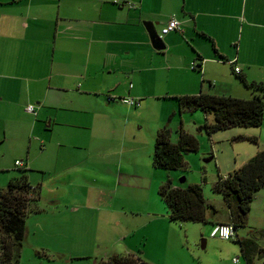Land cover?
<instances>
[{"label": "crops", "instance_id": "0c3cea01", "mask_svg": "<svg viewBox=\"0 0 264 264\" xmlns=\"http://www.w3.org/2000/svg\"><path fill=\"white\" fill-rule=\"evenodd\" d=\"M171 18L180 23V31L162 36L165 48L157 50L144 23H153L160 37ZM241 76L264 82V0H0V156L3 160L16 154L28 141L26 155L18 158L23 156L29 172L41 174L35 201H47L48 209L58 213L67 209L76 214L77 187L94 189L99 184L105 198L111 184H117L112 191L124 189L125 195L129 182L142 179L138 166L154 171L159 192L163 180L152 159L159 131L168 128L176 144L181 132L201 136L200 127L212 121L200 110L181 112L176 97L248 99L255 92L245 91ZM124 97L138 98L141 105L133 109L114 101ZM29 106L34 113L27 111ZM155 111L158 116L140 136L134 128L142 130ZM117 122H123V131L112 134ZM140 140L144 156L137 155ZM249 159L241 164L235 160L227 173L220 169L219 177ZM47 173L54 180L51 185ZM47 187L54 193L49 200L42 198ZM65 189L66 199L60 195ZM124 195L120 201L127 203ZM108 208L118 215V226L134 213L132 207ZM148 210L138 229L150 233L152 228L157 234L164 222H171L166 207ZM94 242L95 249L80 248L79 259H109L101 250L105 240L96 236ZM131 248L129 241L124 255L133 256ZM164 248L167 252L161 254L168 256L171 251ZM98 251L103 252L101 260H96ZM143 257L148 264L158 261Z\"/></svg>", "mask_w": 264, "mask_h": 264}, {"label": "rangeland", "instance_id": "374dc122", "mask_svg": "<svg viewBox=\"0 0 264 264\" xmlns=\"http://www.w3.org/2000/svg\"><path fill=\"white\" fill-rule=\"evenodd\" d=\"M252 89L246 87L245 91L251 93ZM253 98L254 96H249L248 99ZM155 113L156 111L150 114L143 124L142 130L139 127L134 128L137 133H140V136L147 134L148 128L153 124L152 119L158 116ZM196 114L199 113L194 115ZM188 115L192 116L193 114ZM86 122L81 121L82 124ZM123 128V122L114 123L111 129L112 134L122 133ZM198 133L201 134V136L196 135L200 142V149L185 157V165L182 168L172 171L157 169L156 171H159L163 185L185 187V185L197 184L201 186L207 203L210 202L209 204L213 206L207 210V223L171 221L168 224L164 222L157 234L153 232L152 228L148 233L144 229L135 227L148 219L146 213L150 206L166 207L159 197L156 184L153 185L154 171L149 168L147 170L144 166H138L136 172L142 179L135 178L136 183L129 182L125 195L124 189H119L116 193L112 191V187L114 186L116 189L117 184H111V190H107L105 198L99 191V184H94V189L75 188L77 202L73 205L78 207L75 215L68 214L67 209H64L62 213L48 209L51 205L45 200L37 198L36 201H31L25 217L27 236L20 264H93L90 258L79 259L78 255L81 247L95 249L98 246V243L94 242L96 236L107 243L101 247V250L106 253V258H110L113 256L112 254L124 255L125 245L130 241L132 248L129 254L142 261H144L143 256H155L158 260L156 264H234L236 258L239 259L238 264H247L238 239H250L253 246H256L255 264H264V237L261 236L264 234V187L255 194L251 210L246 215L244 225L238 228L235 239L225 241L210 237L212 222H232L223 194L213 192L214 185L219 179L218 173L221 169V172L225 174L228 172V165H233L235 160L241 164L247 158L251 159L257 150H264V121L260 128L232 127L214 132L212 138H209L205 131ZM251 136L256 137V142L248 138ZM39 140L40 147H42V141ZM66 141L70 146L73 145L70 144V140ZM105 144L109 145V142L106 141ZM26 147L28 148V141H26ZM26 147L16 154L7 155L3 160V155L0 156V188L2 190L6 191L9 181L20 177L23 174L22 169L28 168L25 166L19 169L14 166L16 157L21 161L20 158L22 159L26 155ZM144 147V142L140 140L137 148L141 152L137 153L138 156L143 155ZM69 151L76 152L72 148ZM18 154L23 156L18 158L21 156ZM213 156L214 159L211 162H204L205 159ZM23 160L26 161L24 158ZM28 172L27 170L26 174ZM28 174L31 175L30 182L36 186L41 174L39 172H29ZM152 174H154L153 178ZM32 176H34L33 179ZM45 176L46 179L52 178L48 173ZM181 178L186 179L183 185L180 183ZM48 181L51 185L54 180ZM38 194L39 190L35 192V198ZM52 194H54L52 188L47 187L43 191L42 198L45 196L49 200ZM66 194L65 189L61 191L60 195L66 199ZM123 195L129 198L127 203H124L123 200L120 201V197ZM62 206L67 207L64 202ZM108 207L111 209L126 208V210H130L132 207L131 210L135 214L129 212L127 216L123 217V225L118 226L115 222V217L118 215L108 213L106 211L109 209ZM106 222H108V226L105 225ZM144 233L147 236H144ZM164 247H168L171 251L168 256L164 255L167 252ZM116 249L118 251L114 252ZM142 249L145 255L141 251ZM102 251H98L99 258L96 260H101ZM162 252L164 253L161 254Z\"/></svg>", "mask_w": 264, "mask_h": 264}, {"label": "trees", "instance_id": "16d2710c", "mask_svg": "<svg viewBox=\"0 0 264 264\" xmlns=\"http://www.w3.org/2000/svg\"><path fill=\"white\" fill-rule=\"evenodd\" d=\"M239 79L248 88H253L255 92L253 99L212 94L181 96L176 97L178 107L181 112L200 110L206 116L212 117V121L206 120L200 127V130L205 131L209 137L214 132L232 127L260 128L264 121V82H248L243 76ZM251 140L256 142L257 139ZM199 149L200 142L197 137L181 132L178 143L174 144L171 142L170 130L163 128L159 131L154 144L153 165L166 171L180 169L185 165V157L190 153L198 152ZM23 164L22 167L16 164L15 166L20 169L26 166L24 162ZM26 171V168L22 169L23 174L20 177L10 180L6 191L0 188V264H20L27 236L25 217L28 206L31 201H35L34 194L39 188L29 182ZM263 187L264 150L257 152L246 164L226 177L220 176L215 183L213 192H219L224 196L229 208L230 220H232L228 223L233 225L235 237H237L238 228L245 223L255 194ZM159 197L165 204L169 212V220L172 222L207 223V210L213 208L207 203L201 186L197 184L185 185V187L164 184L159 189ZM261 236L264 237V234ZM238 241L247 264H255L256 246H253L252 240L238 239ZM93 264L148 263L130 255H115Z\"/></svg>", "mask_w": 264, "mask_h": 264}, {"label": "built area", "instance_id": "2783aa9c", "mask_svg": "<svg viewBox=\"0 0 264 264\" xmlns=\"http://www.w3.org/2000/svg\"><path fill=\"white\" fill-rule=\"evenodd\" d=\"M175 31H180V23L174 19L171 18L169 20V22L166 24V26L161 30V36L167 35L171 32H175ZM235 73H240V69L238 67L234 68ZM121 104L127 105V106H132L135 108H138L141 105V102L138 98H133V97H124L119 99V101ZM27 111L34 113L35 109L33 106H29L27 108ZM17 166H23V162L22 161H16L15 163ZM210 237L211 238H220L222 240L225 241H229V240H233L235 238V230L233 228V225L228 224V223H218L215 224L212 227L211 233H210ZM235 264L239 263V259L236 258L234 260Z\"/></svg>", "mask_w": 264, "mask_h": 264}, {"label": "water", "instance_id": "95a60500", "mask_svg": "<svg viewBox=\"0 0 264 264\" xmlns=\"http://www.w3.org/2000/svg\"><path fill=\"white\" fill-rule=\"evenodd\" d=\"M144 26H145V28H146L149 36H150V39H151V41L153 43L154 48L157 49V50H163L165 48V46L162 44V42L160 40V37H159L157 31L154 28L153 23H151V22H145L144 23ZM212 160H213V157H210L208 159H205L204 162L205 163H209ZM185 181H186L185 178H181L180 179V183L181 184L185 183ZM203 248H204V246H203Z\"/></svg>", "mask_w": 264, "mask_h": 264}, {"label": "bare ground", "instance_id": "6f19581e", "mask_svg": "<svg viewBox=\"0 0 264 264\" xmlns=\"http://www.w3.org/2000/svg\"><path fill=\"white\" fill-rule=\"evenodd\" d=\"M165 36V35H164ZM199 66V65H198ZM34 106V105H33ZM24 165V164H23ZM228 224H230V223H228ZM235 264V263H234Z\"/></svg>", "mask_w": 264, "mask_h": 264}]
</instances>
